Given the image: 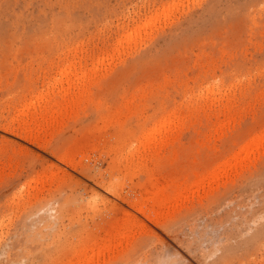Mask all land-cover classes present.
<instances>
[{
	"label": "rangeland",
	"instance_id": "374dc122",
	"mask_svg": "<svg viewBox=\"0 0 264 264\" xmlns=\"http://www.w3.org/2000/svg\"><path fill=\"white\" fill-rule=\"evenodd\" d=\"M81 257L264 264V0H0V264Z\"/></svg>",
	"mask_w": 264,
	"mask_h": 264
},
{
	"label": "bare ground",
	"instance_id": "6f19581e",
	"mask_svg": "<svg viewBox=\"0 0 264 264\" xmlns=\"http://www.w3.org/2000/svg\"><path fill=\"white\" fill-rule=\"evenodd\" d=\"M50 107H51V106H50ZM42 108L45 109L44 107H42ZM46 108H47V106H46ZM48 108H49V107H48ZM51 109H53V107H52ZM51 109H50V110H51ZM42 111H43V110H42ZM44 112H46V111H44ZM47 112H48V110H47ZM47 112H46V113H47ZM54 112H55V111H54ZM42 113H43V112H41L40 117H43V118H44V116H43L44 113H43V115H42ZM46 113H45V114H46ZM41 115H42V116H41ZM46 116H48V115H46ZM40 117H39V118H40ZM41 119H42V118H41ZM43 120H44V119H43ZM44 121H45V120H44ZM39 122H40V121H39ZM261 139H262V138H261ZM247 147H248V146H246V148H247ZM242 148H243V147H242ZM249 148H250V147H249ZM239 149H240V148H239ZM244 149H245V148H243V150H244ZM251 149H252V148H251ZM243 150H242V151H243ZM246 150H248V149H246ZM240 151H241V149H240ZM243 152H244V151H243ZM250 152H252V151L250 150ZM240 153H242V152H240ZM244 153H245V152H244ZM248 153H249V152H248ZM61 154H62V153H61ZM237 154H239V152H238ZM252 154H253V152H252ZM234 155H235V153H234ZM234 155H233V157H234ZM248 155H249V154H248ZM248 155H246V156H248ZM58 157H59V156H58ZM233 157H232V158H233ZM235 157H237V156H235ZM238 157H239V155H238ZM248 157H249V156H248ZM60 158H61V157H60ZM62 158H63V157H62ZM240 158H241V157H240ZM240 158H239V160H237L238 162L241 160ZM57 159H58V158H57ZM245 159H246V157H245ZM247 159H248V158H247ZM247 159H246V160H247ZM235 160H236V159H235ZM242 160H244V158H243ZM63 161H64V160H63ZM233 161H234V160H233ZM234 165H235V164H234ZM235 166H236V165H235ZM235 166H234V167H235ZM237 167H238V166H237ZM53 170H54V169H53ZM215 172H216V171H215ZM209 177H210V176H209ZM183 185H184V184H183ZM184 188H185V187H184ZM191 188H192V187H191ZM175 189H177V187H176ZM184 190H185V189H183V191H184ZM187 190H188V189H187ZM176 191H177V190H176ZM185 191H186V190H185ZM174 192H175V191H174ZM180 195H181V194H180ZM174 196H175V195H174ZM171 197H172V196H171ZM167 198H168V197H167ZM136 205H137V204H136ZM139 209H140V208H139ZM122 211H124V210H122ZM125 212H126V210H125ZM125 215H126V213H125ZM128 216H129V214H128ZM124 217H125V216H124ZM129 217H131V215H130ZM132 217H133V216H132ZM122 220H124V219H122ZM122 222H124V221H122ZM126 222H127V221H126ZM98 223H99V222H98ZM119 224H120V223H119ZM122 224H123V223H122ZM102 225H103V224H102ZM96 226H97V225H96ZM111 226H112V225H111ZM114 226H115V225H114ZM120 228H121V227H120ZM126 228H127V227H126ZM115 231H117V229H116ZM117 233H118V232H117ZM122 234H123V233H122ZM43 235H44V234H43ZM119 236H120V235H119ZM110 240H111V239H110ZM29 241H30V240H29ZM118 243H119V242H118ZM91 245H92V244H91ZM114 245H115V244H114ZM87 246H88V245H87ZM89 246H90V245H89ZM8 247H9V246H8ZM114 247H115V246H114ZM84 248H85V247H84ZM101 251H102V250H101ZM8 252L10 253V251H8ZM81 252H82V251H81ZM94 252H95V251H94ZM94 252H93V254H94ZM73 253H74V252H73ZM85 253H86V252H85ZM90 254H91V253H90ZM93 254H91V255H89V256H94L95 254H94V255H93ZM97 254H98V253H96V255H97ZM81 255H82V254H81ZM96 255H95V256H96ZM7 256H8V255H7ZM83 258H85V256H83ZM83 258L81 257V259H83ZM86 258H87V257H86ZM7 259H8V258H7ZM68 259H69V258H68ZM81 259L78 258V261L81 260ZM87 259L89 260V257H88ZM90 259H91V258H90ZM92 259H93V258H92ZM83 260H84V259H83ZM86 261H87V260H86ZM86 261H85V260L82 261L81 264H86ZM89 261H90V260H89ZM80 262H81V261H79V262H77V263H75V264H80ZM90 262H91V261H90ZM68 263H69V262H68ZM92 263H93V262H92Z\"/></svg>",
	"mask_w": 264,
	"mask_h": 264
}]
</instances>
